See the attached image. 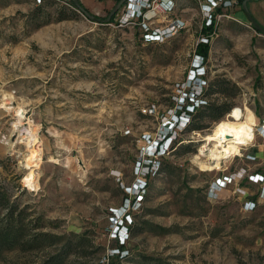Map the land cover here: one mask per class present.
<instances>
[{
	"label": "rangeland",
	"instance_id": "obj_1",
	"mask_svg": "<svg viewBox=\"0 0 264 264\" xmlns=\"http://www.w3.org/2000/svg\"><path fill=\"white\" fill-rule=\"evenodd\" d=\"M34 1L0 0V183L58 225L43 230L85 233L89 244L62 264H264V35L239 1L210 18L206 0H149L135 13L124 3L107 23L71 0ZM116 1L78 0L100 19ZM247 7L264 29V0ZM151 31L166 33L146 41ZM197 77L227 81L205 100L230 104L219 121L244 131L204 168L216 144L201 151L202 137L219 121L181 126ZM133 225L119 245L118 230ZM53 250L3 251L0 264H37Z\"/></svg>",
	"mask_w": 264,
	"mask_h": 264
},
{
	"label": "trees",
	"instance_id": "obj_2",
	"mask_svg": "<svg viewBox=\"0 0 264 264\" xmlns=\"http://www.w3.org/2000/svg\"><path fill=\"white\" fill-rule=\"evenodd\" d=\"M237 1H239V4L241 3V0ZM43 4L44 0H42L41 5H36V7L40 8ZM71 6L74 7L73 4H71ZM112 16L110 19H112ZM66 18L67 15L59 13L55 20L59 21ZM47 22L49 21L45 20L38 22L35 28ZM199 44V53H201L200 49H205L206 43ZM225 84H227V81L224 79H215L205 85L200 95L202 100L200 104L196 107H192L190 111H186L188 119L182 129L198 130L201 128V125L197 124V122L201 119L209 118L213 121H219L224 114L232 110L230 104L226 102L214 104L213 102L205 100V96L210 93H223L224 87L226 86ZM195 118L197 119L196 123L193 121ZM156 162L159 165L158 169L164 171L167 165L158 159ZM141 223L143 230L155 233H161L163 230L161 227L147 221H141ZM57 226L58 225H56L54 221H44L39 216H32L30 211H28V205H20L16 197L12 198V194L8 188L0 183V255L3 251H11L13 249L19 251H32L45 247H53V252L37 264H62L68 255L83 249L89 244V240L84 232L56 234L43 230L49 227L56 228ZM133 228L134 225L129 228L127 227V232L133 233ZM118 248L122 249L121 247ZM125 252L127 254V250H125ZM121 257H124V255ZM136 262L138 264H167L159 258L149 256H140Z\"/></svg>",
	"mask_w": 264,
	"mask_h": 264
},
{
	"label": "built area",
	"instance_id": "obj_3",
	"mask_svg": "<svg viewBox=\"0 0 264 264\" xmlns=\"http://www.w3.org/2000/svg\"><path fill=\"white\" fill-rule=\"evenodd\" d=\"M133 1H135L136 3H137V9H133V7L136 5V4H132L133 3ZM148 2L149 0H126L125 1V3H127V11L128 10H132V12H134V10L135 11H138V10H140L139 9V7H140V5H142V4H144L145 2ZM230 0H206V3H204L202 6L204 7V11H205V14L206 15H209V18L212 16V11H214V9L216 8V7H218L219 6V2H226V3H228ZM234 1V0H233ZM35 3H39L40 2V0H35L34 1ZM131 12V13H132ZM135 13V12H134ZM139 13H140V11H139ZM126 20V19H125ZM207 20H208V18H207ZM210 20V19H209ZM176 27V23L175 22H173L172 24H170L169 26H167L165 29H174ZM157 31H158V29L157 28H155ZM169 32V31H168ZM166 32H161V33H159V32H148V33H145L144 34V38L146 39V41H157L158 39H153L154 37L156 38V37H158V35L159 36H161V35H163V34H165ZM194 81V82H193ZM193 81H192V86H194V85H196V82H201V85L198 87V88H195L196 89V92L194 93V97H192V98H190V103H187V104H184V105H188V106H186V108H190L189 110L187 109L186 111H190L191 109H192V107H196V106H198L199 104H200V102L202 101L201 100V98H200V95H201V92H202V89L205 87V85H206V83H205V81L202 79V78H200V77H197V78H193ZM194 89V90H195ZM184 97V96H183ZM187 97H188V94H187ZM189 98V97H188ZM183 100V99H182ZM196 101V104H194V102ZM180 108H181V106L182 105H178ZM150 111H152V109H150V107H147V108H145V109H143L142 110V112L143 113H149ZM185 111V112H186ZM184 113V112H183ZM183 118V120H182V123H181V126L183 127L184 126V124H185V122H187V114H186V116H183L182 117ZM263 133H264V129H263ZM149 141H148V139H147V143H146V145H145V147H143V153H142V155L141 156H146V153H148V151L150 150V148H151V146L149 145ZM153 151V150H152ZM257 177V176H256ZM230 175H227V176H225V179L227 180H230ZM243 178V176H240L239 177V179L241 180ZM258 178L260 179V180H262L263 179V181H264V173H263V175H258ZM226 180H223L224 182H226ZM257 181V180H256ZM222 182V181H221ZM252 182H254V181H252ZM226 183H224V185H225ZM218 185V184H217ZM217 187H219L220 188V186L218 185ZM141 196H139V198H140ZM251 203V202H250ZM252 204V203H251ZM122 228V230H118V232H117V239L120 241L119 242V245H122L123 243H124V240L125 239H127L128 238V232H127V229H126V227L125 226H122L121 227ZM125 248H122L121 250H120V254H122V253H124L125 252ZM126 253V252H125ZM123 256V255H122Z\"/></svg>",
	"mask_w": 264,
	"mask_h": 264
},
{
	"label": "bare ground",
	"instance_id": "obj_4",
	"mask_svg": "<svg viewBox=\"0 0 264 264\" xmlns=\"http://www.w3.org/2000/svg\"><path fill=\"white\" fill-rule=\"evenodd\" d=\"M136 7L137 5H135L133 9H135ZM228 120H231V119H222L221 121L217 122L212 128V130L205 133L204 136L202 137L204 143L199 150L202 151V148L205 146V143L210 142V141L214 142L216 145L214 149L210 150L208 158L206 160L200 161L199 163L196 162L200 168H204L205 166L212 164L213 162L216 163V160L213 161L214 158L219 157V156H224L227 153L230 146L232 145L236 146L238 142L242 141L244 131L241 128L240 123L237 121L229 122ZM37 152H38V149L36 150V153ZM236 154H238L237 149L235 150V155Z\"/></svg>",
	"mask_w": 264,
	"mask_h": 264
},
{
	"label": "water",
	"instance_id": "obj_5",
	"mask_svg": "<svg viewBox=\"0 0 264 264\" xmlns=\"http://www.w3.org/2000/svg\"><path fill=\"white\" fill-rule=\"evenodd\" d=\"M73 5L76 7V9L81 12V14L86 17L89 20L96 21V22H104L107 23L110 19V17L118 10V8L125 3L126 0H117L114 5L110 8V10L107 12L106 16L103 19H100L96 17L95 15H90L87 13L79 4L78 0H71ZM250 0H241L240 8L248 20L249 24L253 27V29L257 30L259 33H262L264 35V29L258 25V23L253 19L251 16L247 3Z\"/></svg>",
	"mask_w": 264,
	"mask_h": 264
}]
</instances>
